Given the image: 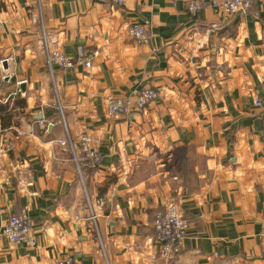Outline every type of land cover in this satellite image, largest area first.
<instances>
[{
  "label": "crops",
  "instance_id": "1",
  "mask_svg": "<svg viewBox=\"0 0 264 264\" xmlns=\"http://www.w3.org/2000/svg\"><path fill=\"white\" fill-rule=\"evenodd\" d=\"M133 22L147 24L146 42L127 37ZM77 47L98 52L89 69L49 68L47 53L73 59ZM144 87L158 93L144 111L107 116L108 98ZM255 99L264 0L235 18L191 17L183 0H0V264H264ZM83 134L102 153L96 167L59 144ZM168 201L187 230L165 260L152 222ZM21 212L32 248L1 235Z\"/></svg>",
  "mask_w": 264,
  "mask_h": 264
},
{
  "label": "built area",
  "instance_id": "2",
  "mask_svg": "<svg viewBox=\"0 0 264 264\" xmlns=\"http://www.w3.org/2000/svg\"><path fill=\"white\" fill-rule=\"evenodd\" d=\"M108 3L118 8L123 7L125 0H97ZM184 8L191 17L197 16L204 8L220 11L227 18H235L247 12L251 0H183ZM211 30L217 29V25L211 24ZM127 37L135 43H144L150 37L146 23L133 22L126 29ZM98 56L97 51H85L77 47L76 56L71 59L57 53H47L49 68L57 66L60 69H71L75 65H82L85 69L91 67L92 61ZM158 99V93L153 88H140L133 90L128 95L110 97L106 102V112L110 119L118 120L121 117L144 111L152 102ZM253 104L264 107V101L255 99ZM43 127L44 123L39 122ZM70 150L72 158L77 165L87 164L96 167L102 160V153L95 149L97 141L87 134L80 135L76 146L68 141L59 142ZM154 239L162 247L161 257L169 260L179 254L186 236L187 223L182 218L177 205L168 201L154 214L152 222ZM2 237L10 244L23 245L28 248L35 246V240L31 233V226L24 212L9 217L1 230ZM55 264H79L71 255L61 258Z\"/></svg>",
  "mask_w": 264,
  "mask_h": 264
},
{
  "label": "trees",
  "instance_id": "3",
  "mask_svg": "<svg viewBox=\"0 0 264 264\" xmlns=\"http://www.w3.org/2000/svg\"><path fill=\"white\" fill-rule=\"evenodd\" d=\"M5 110V109H4ZM175 151H177V150H175Z\"/></svg>",
  "mask_w": 264,
  "mask_h": 264
}]
</instances>
